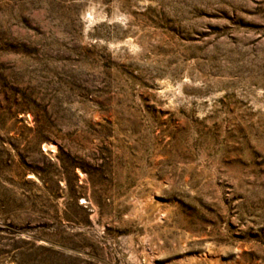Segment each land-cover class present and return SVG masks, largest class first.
<instances>
[{"label":"rangeland","instance_id":"obj_1","mask_svg":"<svg viewBox=\"0 0 264 264\" xmlns=\"http://www.w3.org/2000/svg\"><path fill=\"white\" fill-rule=\"evenodd\" d=\"M0 264H264V0H0Z\"/></svg>","mask_w":264,"mask_h":264}]
</instances>
